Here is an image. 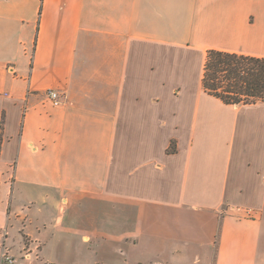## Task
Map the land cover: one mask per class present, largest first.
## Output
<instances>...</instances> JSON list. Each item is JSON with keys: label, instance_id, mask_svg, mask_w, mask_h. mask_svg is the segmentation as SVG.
Returning a JSON list of instances; mask_svg holds the SVG:
<instances>
[{"label": "crops", "instance_id": "0c3cea01", "mask_svg": "<svg viewBox=\"0 0 264 264\" xmlns=\"http://www.w3.org/2000/svg\"><path fill=\"white\" fill-rule=\"evenodd\" d=\"M212 49L264 57V0H0L13 264H264V101L208 93Z\"/></svg>", "mask_w": 264, "mask_h": 264}, {"label": "trees", "instance_id": "16d2710c", "mask_svg": "<svg viewBox=\"0 0 264 264\" xmlns=\"http://www.w3.org/2000/svg\"><path fill=\"white\" fill-rule=\"evenodd\" d=\"M203 87L228 104L264 101V57L209 50Z\"/></svg>", "mask_w": 264, "mask_h": 264}, {"label": "built area", "instance_id": "2783aa9c", "mask_svg": "<svg viewBox=\"0 0 264 264\" xmlns=\"http://www.w3.org/2000/svg\"><path fill=\"white\" fill-rule=\"evenodd\" d=\"M48 95L50 98L53 100L55 105H59L61 103L59 99V94L55 90H50L48 92ZM26 258H31L32 256V251H27L24 255ZM14 262V257L9 254L8 251L5 249H1L0 251V264H13Z\"/></svg>", "mask_w": 264, "mask_h": 264}]
</instances>
